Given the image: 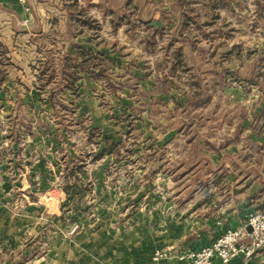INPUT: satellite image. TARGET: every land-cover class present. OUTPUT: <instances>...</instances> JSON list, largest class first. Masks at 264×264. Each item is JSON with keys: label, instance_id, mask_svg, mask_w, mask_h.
<instances>
[{"label": "rangeland", "instance_id": "obj_1", "mask_svg": "<svg viewBox=\"0 0 264 264\" xmlns=\"http://www.w3.org/2000/svg\"><path fill=\"white\" fill-rule=\"evenodd\" d=\"M86 1L73 35L108 54L66 65L49 34L18 68L0 44V264H65L55 236L221 203L228 176L264 194V0Z\"/></svg>", "mask_w": 264, "mask_h": 264}, {"label": "crops", "instance_id": "obj_2", "mask_svg": "<svg viewBox=\"0 0 264 264\" xmlns=\"http://www.w3.org/2000/svg\"><path fill=\"white\" fill-rule=\"evenodd\" d=\"M77 1L83 3L82 0H28L26 6H22L15 0H0V44L7 51L5 55L9 61L23 67L26 53L34 51V55H37L35 52L41 48L40 41L49 34L64 36L61 37L64 42L60 57L66 65L69 58H74L78 63L77 68L83 66L90 51L95 55H101L100 52L108 54L104 44H93L89 35H73L77 24L75 18L79 17L71 9L78 5ZM86 5H91L89 0ZM64 71L68 70L64 68ZM242 175L236 182L235 177L226 178V193L220 199L221 203H217V194L206 189L199 196L194 194L195 206L187 213H179L177 218L169 219L161 212V220L141 221L131 230L117 229L114 238L108 236L93 246L83 236L77 237V242L63 238L55 241V236L47 244L54 250L57 246H64L61 259L65 264H185L177 258L155 262L153 254L157 250L182 252L208 246L227 229L240 227L252 213L264 208V194L260 196L259 190L258 195L249 194L253 187H250L251 182L244 173ZM146 211L148 217L154 218L152 210ZM237 262L242 263L243 260L239 258ZM263 262L264 250L249 264Z\"/></svg>", "mask_w": 264, "mask_h": 264}, {"label": "built area", "instance_id": "obj_3", "mask_svg": "<svg viewBox=\"0 0 264 264\" xmlns=\"http://www.w3.org/2000/svg\"><path fill=\"white\" fill-rule=\"evenodd\" d=\"M26 6L28 0H15ZM251 229V231L248 230ZM264 250V211L251 214L246 222L237 228H229L211 244L200 249L176 251L157 250L155 262L177 258L185 264H249ZM241 258L242 263L237 262Z\"/></svg>", "mask_w": 264, "mask_h": 264}, {"label": "trees", "instance_id": "obj_4", "mask_svg": "<svg viewBox=\"0 0 264 264\" xmlns=\"http://www.w3.org/2000/svg\"><path fill=\"white\" fill-rule=\"evenodd\" d=\"M112 145H113V146H112ZM114 145H115V141H112V144L110 145V148H108V149H109V152L112 150V148L114 147ZM108 149H106V151H107Z\"/></svg>", "mask_w": 264, "mask_h": 264}, {"label": "water", "instance_id": "obj_5", "mask_svg": "<svg viewBox=\"0 0 264 264\" xmlns=\"http://www.w3.org/2000/svg\"><path fill=\"white\" fill-rule=\"evenodd\" d=\"M248 230H249V231H251V229H250V228H248ZM263 264H264V262H263Z\"/></svg>", "mask_w": 264, "mask_h": 264}]
</instances>
